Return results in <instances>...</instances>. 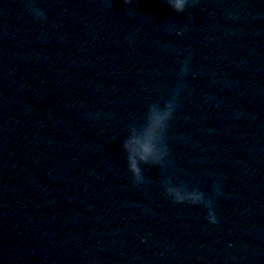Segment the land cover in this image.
<instances>
[{
  "label": "clouds",
  "instance_id": "1",
  "mask_svg": "<svg viewBox=\"0 0 264 264\" xmlns=\"http://www.w3.org/2000/svg\"><path fill=\"white\" fill-rule=\"evenodd\" d=\"M30 2V0H29ZM29 2L25 5L26 9H27V6L29 4ZM123 4L127 5L129 3L132 2V0H122ZM196 2V0H166V6L172 10L175 14L179 15L181 13L184 12L185 8L187 6H190V4H194ZM177 95H179L177 93ZM172 108L170 107L169 108V113H166L165 115H168L170 114ZM164 117H156V120L157 122L160 121L161 119H163ZM144 151L147 152L149 151V149L147 147L144 148ZM132 170L135 174H139V169L136 168V165L135 163L132 164ZM174 203H183L182 200H180L179 198L174 200L173 201ZM193 205H195L197 203V201H192L191 202ZM206 219L208 220L209 223L211 224H215L217 223V220H216V216L214 214V212L212 210H207V216H206Z\"/></svg>",
  "mask_w": 264,
  "mask_h": 264
}]
</instances>
